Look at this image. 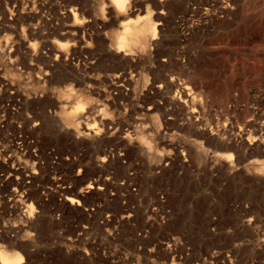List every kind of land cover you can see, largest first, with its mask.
Masks as SVG:
<instances>
[{"label":"rangeland","instance_id":"374dc122","mask_svg":"<svg viewBox=\"0 0 264 264\" xmlns=\"http://www.w3.org/2000/svg\"><path fill=\"white\" fill-rule=\"evenodd\" d=\"M13 187L21 264H264V0H0V226Z\"/></svg>","mask_w":264,"mask_h":264},{"label":"built area","instance_id":"2783aa9c","mask_svg":"<svg viewBox=\"0 0 264 264\" xmlns=\"http://www.w3.org/2000/svg\"><path fill=\"white\" fill-rule=\"evenodd\" d=\"M82 171H84V168L80 167L78 172L82 173ZM13 188L16 189V191L18 190L17 187H13ZM89 191H90V187L87 186V189L85 190V192L88 193ZM28 194L29 192H27L24 189L20 191L18 190L16 193V196H19V197H17L18 199H15V201H14L13 195L8 196V194H5V198L8 200L7 202L10 203V210L6 212L8 214V217L4 221V226H0L1 230L2 229H9V230L20 229L22 226H26L29 221L33 220L35 216L38 215L39 210L36 208V205L34 204L30 205L29 203L24 202ZM160 198L163 203L166 202L165 196L163 194H160ZM75 201L76 203H78V206L80 207V209H82L85 212L86 215H89L90 217H92L91 216L92 213L94 214L96 213L97 211L96 207L83 206L80 199H76ZM56 213H57L56 217L60 219L62 217L61 216L62 213L60 212L59 213L56 212ZM169 213H171V210H167L166 213H164V215L159 216L158 220L160 224H164L170 219ZM106 215L107 217L110 216L109 214H106ZM73 226H75L78 230H80V234H79L80 236L83 237L86 233L89 234L90 226L87 223L78 222V223L73 224Z\"/></svg>","mask_w":264,"mask_h":264},{"label":"bare ground","instance_id":"6f19581e","mask_svg":"<svg viewBox=\"0 0 264 264\" xmlns=\"http://www.w3.org/2000/svg\"><path fill=\"white\" fill-rule=\"evenodd\" d=\"M111 3L113 6L116 7L118 11H127L128 6L130 5V0H127V3H114L113 0H111ZM150 11V10H149ZM151 11L148 12L142 19H137L134 21V23H130L127 25L124 34L121 36L120 43L121 45H129L133 41H139L141 37L149 34V32H154L155 34L157 33V24L152 23V18H151ZM138 22V23H136ZM155 22V21H154ZM187 89V86H182ZM73 109L69 111L67 109L65 111V114L69 117L72 118L74 115H77L81 110L84 109L85 107V102L83 100H79L76 102V104L73 103ZM73 200V198H72ZM1 258H2V264H21L24 259V256L21 252H8V251H1L0 253Z\"/></svg>","mask_w":264,"mask_h":264},{"label":"snow or ice","instance_id":"6c2138e0","mask_svg":"<svg viewBox=\"0 0 264 264\" xmlns=\"http://www.w3.org/2000/svg\"><path fill=\"white\" fill-rule=\"evenodd\" d=\"M114 3H127V0H113Z\"/></svg>","mask_w":264,"mask_h":264}]
</instances>
